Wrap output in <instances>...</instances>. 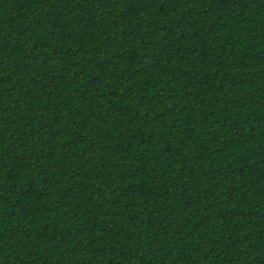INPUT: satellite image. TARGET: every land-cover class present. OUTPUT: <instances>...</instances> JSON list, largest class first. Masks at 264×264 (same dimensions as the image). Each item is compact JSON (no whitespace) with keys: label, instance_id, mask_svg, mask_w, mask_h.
<instances>
[{"label":"trees","instance_id":"1","mask_svg":"<svg viewBox=\"0 0 264 264\" xmlns=\"http://www.w3.org/2000/svg\"><path fill=\"white\" fill-rule=\"evenodd\" d=\"M0 264H264V0H0Z\"/></svg>","mask_w":264,"mask_h":264}]
</instances>
